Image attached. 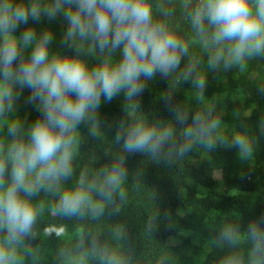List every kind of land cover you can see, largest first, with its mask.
Segmentation results:
<instances>
[{"label": "trees", "instance_id": "trees-1", "mask_svg": "<svg viewBox=\"0 0 264 264\" xmlns=\"http://www.w3.org/2000/svg\"><path fill=\"white\" fill-rule=\"evenodd\" d=\"M38 2L45 6L54 0ZM200 2L149 0L154 20L187 45L180 67L145 81L143 93L131 100L123 93L102 100L96 113L76 127L71 175L28 197L37 209L31 232L9 245L7 231L0 229V247L14 252L10 264H264V238L254 240L248 231L256 223L264 234L259 223L264 218V56L246 57L227 69L223 61L211 67L214 49L191 21ZM58 15V25L42 16L38 23L21 25L15 36L19 39L25 27L37 35L50 31V53L79 55L90 67L105 59L119 61V50L108 56L90 39L65 43L67 21L62 12ZM30 51L31 46L23 48V56ZM201 76L202 98L196 84ZM241 78L246 84L232 85ZM13 90L11 107L6 102L0 113L6 149L0 145V158L5 160L10 144L27 143L28 129L40 118L28 100L30 92L18 85ZM196 115L205 123L219 119L220 126L201 136ZM13 123L20 126L15 136L9 133ZM138 123L158 132L171 130L156 154L127 152L123 141L115 140L117 132L125 136ZM186 128L194 129L191 136ZM236 136L247 139L250 154L233 143ZM208 140L214 148L207 147ZM185 145L188 150L181 154ZM116 164L125 170L122 182L109 196L101 195L107 172ZM82 176L91 201L82 213L65 215L58 209L60 194L80 186ZM9 179L8 174L5 182ZM229 227L238 233L234 240L224 235Z\"/></svg>", "mask_w": 264, "mask_h": 264}, {"label": "clouds", "instance_id": "clouds-1", "mask_svg": "<svg viewBox=\"0 0 264 264\" xmlns=\"http://www.w3.org/2000/svg\"><path fill=\"white\" fill-rule=\"evenodd\" d=\"M61 12L68 25L65 43L90 39L108 56L119 50V61L105 59L90 67L79 55L50 53L49 45L54 39L50 31L37 35L34 29L25 27L19 39L15 36L21 25L38 23L42 16L51 20ZM191 21L198 33L207 35L214 49L209 58L213 68L222 61L227 69L241 64L246 57L264 56V0H201ZM0 38V113L6 102L11 107L13 85L30 92L28 100L40 113L28 129V142L11 143L7 160L0 158V229L7 231L5 242L11 245L27 236L36 222L37 209L28 197L71 175L76 127L96 113L102 100L110 102L120 93L129 100L140 96L145 81L158 74L167 77L178 69L188 49L173 32L154 20L149 0H54L45 6L38 0H0ZM28 46L31 51L25 58L22 49ZM191 71L190 65L185 78ZM196 84L202 98L205 79L197 78ZM193 121L201 136H207L221 123L219 119L205 123L199 115ZM19 127L13 123L9 133L15 136ZM193 131L186 128L189 136ZM170 135L171 130L158 132L138 123L125 136L117 132L115 140H122L127 152L156 154ZM233 143L251 153L245 137L236 136ZM207 147L214 148L215 142L208 140ZM187 150L185 145L181 154ZM6 172L10 176L7 183ZM124 175L121 164L114 165L107 172L100 194L109 196ZM78 183L80 186L74 190L60 194L58 209L65 215L82 213L91 201L83 188V176ZM259 223H264V218ZM248 231L254 240L264 238L256 223L250 224ZM224 235L234 240L238 233L229 227ZM14 259V252L0 247V264H10ZM225 264L233 262L226 260Z\"/></svg>", "mask_w": 264, "mask_h": 264}, {"label": "rangeland", "instance_id": "rangeland-1", "mask_svg": "<svg viewBox=\"0 0 264 264\" xmlns=\"http://www.w3.org/2000/svg\"><path fill=\"white\" fill-rule=\"evenodd\" d=\"M60 22L59 20V15L57 14L56 17L54 19H51V23L53 25H58ZM247 80L245 78H241L239 81H235L232 83V85H239V84H246ZM228 88V86H225ZM249 98L252 99V95L249 94ZM231 140V137L228 138V141ZM4 141H5V137L0 135V145L3 147V144H4ZM6 151L5 147L2 148V151ZM231 152V148L228 147L227 148V154L229 155V153ZM227 155V156H228ZM8 176V172L5 173V178ZM170 263L171 264H174V262L172 260H170Z\"/></svg>", "mask_w": 264, "mask_h": 264}]
</instances>
